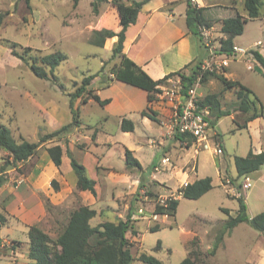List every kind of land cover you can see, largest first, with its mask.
<instances>
[{
	"label": "rangeland",
	"instance_id": "obj_1",
	"mask_svg": "<svg viewBox=\"0 0 264 264\" xmlns=\"http://www.w3.org/2000/svg\"><path fill=\"white\" fill-rule=\"evenodd\" d=\"M157 1L168 4L146 27L139 42L132 44L128 56L141 66L149 60L145 69L154 78L161 70L170 72L195 59L178 70L187 75L196 62L207 59L213 73L237 80L255 94L256 110L262 105L263 116L237 129L234 122L242 123L248 114L233 111L234 89L209 77L197 88L200 99L214 93L220 108L233 112L217 118V111L208 108L214 132L208 145L192 141L186 147L176 140L167 104L156 93L148 104L157 113L155 122L140 115V109L148 103L145 97L119 86L118 81L112 83L111 68L120 62V57L112 54L117 37L97 44L94 34L97 29H121L112 0L101 2L98 14L92 12L91 0H78L76 5L74 0H29L28 5L25 0H0V11L5 13L0 27V125L9 128L16 142L38 143L30 158L15 163L0 147V165L8 162L0 187V213L5 217L0 227V264H32L28 257L29 226L36 225L56 240L70 214L80 206L96 210L89 221L92 226L124 220L130 210L131 223L138 231L135 236L126 232L131 264H143L137 258L140 252L164 264H178L193 238H197L202 255L197 256L200 264H264V237L246 222L226 232L214 254H208L227 216L236 215L238 196L245 201L248 216L264 210V166L257 174L237 177L233 161L234 156H245L259 145L264 150V67L249 52L257 50L264 56V4L259 17L248 19L243 32L234 39L242 51L223 66L220 58L212 55L224 35L221 20L236 13L246 17L244 0H190L206 7L204 14L211 23L209 28H199L202 42L187 30L186 0ZM12 43H17L14 49L21 54L60 51L66 58L49 79H40L21 59L11 55ZM26 47L31 51H25ZM90 75L84 93L72 100L71 107L70 95ZM163 83V92L174 84L168 80ZM89 93L111 101L105 105L91 98L83 102ZM71 109L77 111V118ZM122 118L133 122L132 131L120 129ZM64 126L58 134L40 141L43 135ZM54 145L61 147L59 166L47 154V148ZM125 147L132 150L141 169L125 167ZM215 147L221 152H215ZM68 153L95 181V195L76 188ZM164 158L168 161L163 162ZM206 176L212 179V187L201 197L178 195L177 189L186 180ZM170 196L179 199L175 214H154L156 202ZM223 209H228V215ZM154 225L161 229L149 231ZM157 241L159 249H154Z\"/></svg>",
	"mask_w": 264,
	"mask_h": 264
},
{
	"label": "trees",
	"instance_id": "obj_2",
	"mask_svg": "<svg viewBox=\"0 0 264 264\" xmlns=\"http://www.w3.org/2000/svg\"><path fill=\"white\" fill-rule=\"evenodd\" d=\"M77 1L78 0H74V5H76ZM103 1L105 0H91L90 4L94 14H98L99 4ZM126 1L127 3H125L124 0H112L111 2L117 10L121 29L118 32L108 28L95 30L94 34L97 37L96 43L102 44L106 38L110 39L112 37H117L115 45L112 48V54L118 55L120 57V62L116 68H111V74L113 75L112 79L145 90L148 103L145 109L140 111V115L146 116L156 122L158 121L156 116L157 113L152 110L148 104L156 98L155 93L159 91L157 86L172 75L178 74L181 77L182 84L188 87L193 83L196 79V75L200 72V62H196L187 75L177 70L154 80L140 65L130 59L123 51L126 29L136 22L139 11L149 0ZM25 3L28 5L29 0H25ZM243 4L246 17L236 13L235 15L225 17L221 20V32L224 35L219 40L220 45L218 52L220 53L230 55L234 52V38L243 32L244 25L248 19L259 17L264 0H244ZM205 8L206 7H198L192 4L190 0H186V27L200 42H202V37L200 36L199 28L202 26L209 28L211 26V23H209L204 14ZM4 18L5 13L0 11V27L4 22ZM16 45L17 43H12L11 55L21 59L22 62L29 66L31 72L40 79H49L59 63L66 58L65 54L60 51L36 56L28 55L26 54L27 52L21 54L14 49ZM25 51H31V48L26 47ZM249 52H251L253 58L264 67V56L257 50H250ZM209 77H216L222 82L225 88L234 89L236 108L233 109V111L248 114L242 123L234 122L237 129L246 128L249 121L263 116L262 105L259 106L260 109L257 111L255 104L258 102V98L249 88L237 80L229 79L220 74L218 75L210 70L202 71L200 81L204 82ZM91 79L92 75L83 78L81 86L76 89L75 93L70 95L69 102L71 107L72 100L84 93L86 85ZM89 98L96 101L99 105H105L110 102V98L101 99L97 94L93 93H89V97H84L83 102H86ZM197 103L201 108L207 107L211 110L215 109L217 111V118L229 115L233 112L232 110H222L220 108L218 96L214 93L199 99ZM71 112L73 117L77 118V111L71 109ZM249 112L251 113L249 114ZM66 127L67 126H64L56 131L43 135L40 141H46ZM120 129L122 131H132L134 129V124L131 120L122 118ZM174 136L181 144L185 143L186 147H189L192 141H194L193 137L184 133L175 132ZM0 147L8 152L11 162L15 163L30 158L36 152L38 143L26 140L16 142L9 128L0 125ZM47 154L54 165L59 166L61 164L62 152L59 145L48 147ZM67 156L69 157L70 166L76 175V188L78 190H88L95 195V181L86 176L84 166L80 164L71 153H68ZM233 161L237 177L249 175L264 166V150L254 153L250 149L245 156H234ZM124 162L127 169H141L139 160L133 155L132 150L126 147L124 149ZM7 163L5 162L0 165V187L5 182L4 174ZM211 187L212 179L206 176L181 185L177 189V193L184 198L197 199L209 191ZM237 201L238 209L236 215L230 216L228 215V209H223L228 216L222 229L216 233L211 250L208 254H214L220 242L223 240L224 234L242 222H246L251 228L260 232L264 237V210L250 217L247 214V206L242 197L238 196ZM178 202V198L171 196L163 202H156L153 213L173 216L176 212ZM95 214V209L88 206H80L70 214L66 225L63 227L56 240L51 239L47 233L36 225L29 226L27 231L28 257L31 259L32 264H131L133 256L130 251L131 244L126 237V232L130 231L131 235L135 236L138 231L131 223L130 210L127 212L124 220L120 219L117 222L104 221L92 226L89 221ZM4 223L5 217L0 213V227ZM159 229H161L159 225H154L149 228V231H157ZM159 245L160 241H157L154 249H159ZM198 255H201L198 241L197 238H193L192 245H190L187 255L178 264H200L197 259ZM137 258L143 262V264H164L161 260L145 252H140Z\"/></svg>",
	"mask_w": 264,
	"mask_h": 264
},
{
	"label": "built area",
	"instance_id": "obj_3",
	"mask_svg": "<svg viewBox=\"0 0 264 264\" xmlns=\"http://www.w3.org/2000/svg\"><path fill=\"white\" fill-rule=\"evenodd\" d=\"M234 52L230 55L225 53L212 52V55L220 58V64L227 66L230 58L237 56L238 52L242 51V48L234 45ZM211 53V51H210ZM210 61L205 59L203 63H200L199 73L196 75V79L188 87L182 84L181 77L176 76L175 79L168 78L169 82H174L172 87L167 88L165 92L161 91L164 83L159 84L157 87L159 91L156 93L162 99L164 104H167L168 112L170 113V128L174 132L184 133L194 138V141L205 143L208 145V138L214 133L212 126L209 122V111L207 107H199L198 100L200 95L197 92V88L200 85V79L202 71L210 70ZM211 71V70H210ZM186 75V74H184ZM166 80V81H167ZM164 99V101H163ZM215 152H221L220 149L214 148ZM168 161L167 158L162 160ZM250 183H245V186H249Z\"/></svg>",
	"mask_w": 264,
	"mask_h": 264
},
{
	"label": "crops",
	"instance_id": "obj_4",
	"mask_svg": "<svg viewBox=\"0 0 264 264\" xmlns=\"http://www.w3.org/2000/svg\"><path fill=\"white\" fill-rule=\"evenodd\" d=\"M170 2V1H169ZM168 4V2L164 3L163 1H157V0H149L147 3H145L141 10L139 11L138 13V16H137V20L134 24H131L125 31V40H124V43H123V51L124 53L128 56V52L130 51V49L132 48V44H134L136 41L139 42L140 40V35L143 34V32L145 31V29H147L146 27L151 23L153 22V19L155 18L156 14L164 7ZM186 9V7H185ZM169 11H171V9H168ZM170 18V14H169V17L168 19ZM188 30V29H187ZM188 32V31H187ZM112 38H115V37H112ZM111 38V39H112ZM235 39V38H234ZM235 44V43H234ZM220 45V44H218ZM219 48V47H218ZM129 57V56H128ZM130 58V57H129ZM131 59V58H130ZM133 60V59H132ZM195 59L185 63L183 66H180L179 68L175 69V70H171L170 72H174V71H177L183 67H185V65L191 63L192 61H194ZM134 61V60H133ZM135 62V61H134ZM149 60H145V62L142 64V68L149 74L148 70H146L145 68L147 67L146 65L148 64ZM137 63V62H136ZM138 64V63H137ZM139 65V64H138ZM170 72H167V70H161L160 72V76L157 77V78H154L151 77L154 79V80H157L161 77H163L164 75L170 73ZM116 81L118 80H115L113 79L112 80V83H115ZM118 85L121 86V87H125L127 88L130 92H133L134 94H138L140 96H143L145 97L146 101H147V93L145 90L141 89V88H138V87H135L133 85H130V84H127L125 82H121V81H118ZM111 101V100H110ZM147 105V104H146ZM146 107V106H145ZM144 108L140 109L143 110ZM256 119V118H255ZM254 120V119H253ZM251 120V121H253ZM249 121V122H251ZM248 122V123H249ZM247 127H248V124H247ZM252 148V147H251ZM254 153H258L262 150V146L259 145V147L257 149H254L253 148L251 149ZM257 174L259 173V170L254 172V173H251L249 175H254V174ZM248 175V176H249ZM183 176L185 177H189L187 175H184ZM194 181V180H193ZM188 182H191L188 180H186L183 184H186ZM236 227V226H235ZM234 229V228H233ZM187 252L188 250L186 249V255H187Z\"/></svg>",
	"mask_w": 264,
	"mask_h": 264
}]
</instances>
